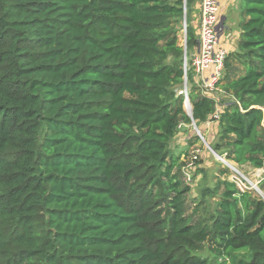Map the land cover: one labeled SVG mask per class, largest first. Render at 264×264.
Segmentation results:
<instances>
[{
	"label": "trees",
	"instance_id": "obj_1",
	"mask_svg": "<svg viewBox=\"0 0 264 264\" xmlns=\"http://www.w3.org/2000/svg\"><path fill=\"white\" fill-rule=\"evenodd\" d=\"M196 2L0 0V264H264V179L223 166L195 200L200 137L170 149L214 122L219 156L264 169V0H237L219 96L187 72L189 116Z\"/></svg>",
	"mask_w": 264,
	"mask_h": 264
},
{
	"label": "built area",
	"instance_id": "obj_2",
	"mask_svg": "<svg viewBox=\"0 0 264 264\" xmlns=\"http://www.w3.org/2000/svg\"><path fill=\"white\" fill-rule=\"evenodd\" d=\"M219 0H199V24L196 35V47L192 53L187 54L185 36L182 46L185 49L183 56V89L180 93L184 96V101H188V82L187 72H192L194 83L203 93L211 97L219 96L222 91L219 88V81L224 69V61L228 52L225 42L222 40V28L219 24ZM185 29V26H183ZM228 36H225V38ZM224 38V39H225ZM217 117V113L214 114ZM230 169L229 180L232 181L240 190L251 189L259 191L258 184L264 179V175H258L255 181L247 180L234 166L225 162ZM192 163V162H191ZM262 169V168H260ZM248 183V186L243 183ZM184 181L191 182V174L184 170ZM249 181V182H248ZM261 192V191H260Z\"/></svg>",
	"mask_w": 264,
	"mask_h": 264
},
{
	"label": "rangeland",
	"instance_id": "obj_3",
	"mask_svg": "<svg viewBox=\"0 0 264 264\" xmlns=\"http://www.w3.org/2000/svg\"><path fill=\"white\" fill-rule=\"evenodd\" d=\"M220 2V10L219 13H223L226 15V25L229 26V31L224 29L226 33L229 34V37L227 39V42L234 45L238 41V26H237V0H219ZM198 13L196 9H193L190 17H189V24L194 29V32L196 34L197 28H196V21H197ZM185 22L186 20V14H185ZM184 18L182 20V23L184 22ZM185 36L184 28L179 30L178 37L179 42L182 44L183 39ZM236 47H233L235 49ZM229 50V49H228ZM194 51V50H193ZM193 51L189 52L192 53ZM184 108H190V104L188 101H184ZM198 128V127H197ZM199 130V128H198ZM195 131L196 129L192 125L191 128H188L187 126H181L180 131L177 133V135L170 141V149L175 153L178 154L179 152H183L186 149L187 146V139L190 136V134ZM200 131H202L200 129ZM199 131V132H200ZM216 132V124L209 123L208 125H205L204 131L201 133L203 136H207L209 139L213 138ZM190 153L197 154L198 158L202 159V163H196L195 160L192 163H189L190 158L186 157L185 155H182V158L185 160V163H188L186 166V170L190 172L192 175V181L189 183L190 187V193L189 196L192 197L195 200H198L200 198L199 196V190L203 186H212V181L214 178V175L218 171L219 168L223 166H227L224 164V161L220 159V157H217L202 141L200 138V141L197 142L196 145L190 148ZM226 163L230 164L231 166H234L240 173L243 174V176L249 180V181H255L257 176L264 175V169H254L249 166H241L238 167L235 164H233L230 161H226ZM195 168H202L203 172L194 175ZM248 181V182H249ZM243 183L248 186V183L243 180ZM259 187V184H258ZM251 190V189H249ZM255 195L261 196L262 192L252 190Z\"/></svg>",
	"mask_w": 264,
	"mask_h": 264
},
{
	"label": "crops",
	"instance_id": "obj_4",
	"mask_svg": "<svg viewBox=\"0 0 264 264\" xmlns=\"http://www.w3.org/2000/svg\"><path fill=\"white\" fill-rule=\"evenodd\" d=\"M194 9H196L197 10V13H198V17H197V21H196V28L198 30V24H199V7H198V2L195 3ZM226 20H227L226 19V15L220 12L219 13V24H220V27L222 28V31H224V33L222 34V38H223L222 40L225 42V44H226L225 46L230 51V50H233V47H236V44L237 43L234 46V45H232V44H230V43L227 42V39H228L227 37L225 38V36H228L229 37V34L226 33L225 30H224V29H226V30L229 31V26L226 25ZM196 35H197V31H196Z\"/></svg>",
	"mask_w": 264,
	"mask_h": 264
},
{
	"label": "water",
	"instance_id": "obj_5",
	"mask_svg": "<svg viewBox=\"0 0 264 264\" xmlns=\"http://www.w3.org/2000/svg\"><path fill=\"white\" fill-rule=\"evenodd\" d=\"M185 17V13H184V15H183V18ZM186 25V22H185V18H184V22H183V26H185ZM184 32H185V29H184ZM183 51H184V53H185V49H184V47H183ZM186 110V112L188 113V115L189 116H191V109L190 108H187V109H185ZM192 124H193V126H194V128L196 129V133H197V135L202 139V141L206 144V146L217 156V157H220L219 156V154H217L213 149H212V147L205 141V139L203 138V136L201 135V133L199 132V130H198V128H197V126L195 125V122L193 121L192 122ZM223 160V159H222ZM221 160V161H222Z\"/></svg>",
	"mask_w": 264,
	"mask_h": 264
}]
</instances>
